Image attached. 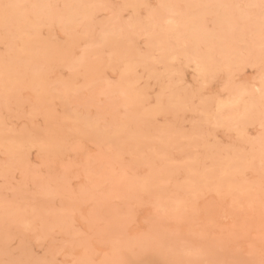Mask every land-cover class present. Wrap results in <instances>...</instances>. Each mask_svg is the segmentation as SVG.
I'll return each instance as SVG.
<instances>
[{
    "label": "rangeland",
    "instance_id": "1",
    "mask_svg": "<svg viewBox=\"0 0 264 264\" xmlns=\"http://www.w3.org/2000/svg\"><path fill=\"white\" fill-rule=\"evenodd\" d=\"M0 264H264V0H0Z\"/></svg>",
    "mask_w": 264,
    "mask_h": 264
},
{
    "label": "bare ground",
    "instance_id": "2",
    "mask_svg": "<svg viewBox=\"0 0 264 264\" xmlns=\"http://www.w3.org/2000/svg\"><path fill=\"white\" fill-rule=\"evenodd\" d=\"M172 29V28H171ZM166 30V29H165ZM173 30V29H172ZM176 30H177V28H176ZM158 31H161V30H158ZM166 32H168L167 30H166ZM198 35V34H197ZM199 37H202V36H199ZM205 38V37H204ZM178 41V40H177ZM179 41H181V40H179ZM193 43V42H192ZM156 50V49H155ZM161 50V49H160ZM196 62V61H195ZM198 62V61H197ZM202 66V65H201ZM198 70V69H197Z\"/></svg>",
    "mask_w": 264,
    "mask_h": 264
}]
</instances>
